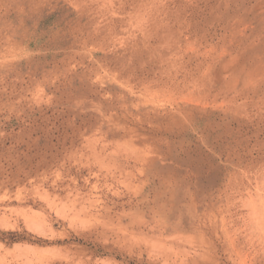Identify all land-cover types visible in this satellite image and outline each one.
Here are the masks:
<instances>
[{"label": "rangeland", "instance_id": "rangeland-1", "mask_svg": "<svg viewBox=\"0 0 264 264\" xmlns=\"http://www.w3.org/2000/svg\"><path fill=\"white\" fill-rule=\"evenodd\" d=\"M0 264H264V0H0Z\"/></svg>", "mask_w": 264, "mask_h": 264}, {"label": "bare ground", "instance_id": "bare-ground-1", "mask_svg": "<svg viewBox=\"0 0 264 264\" xmlns=\"http://www.w3.org/2000/svg\"><path fill=\"white\" fill-rule=\"evenodd\" d=\"M260 203V202H259ZM262 228V227H261Z\"/></svg>", "mask_w": 264, "mask_h": 264}]
</instances>
